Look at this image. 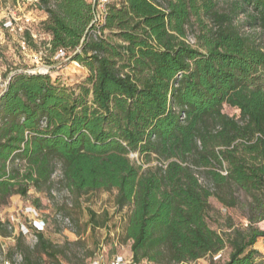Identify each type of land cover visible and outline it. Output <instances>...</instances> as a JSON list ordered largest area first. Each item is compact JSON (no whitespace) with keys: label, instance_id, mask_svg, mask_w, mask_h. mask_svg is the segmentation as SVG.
Listing matches in <instances>:
<instances>
[{"label":"trees","instance_id":"trees-1","mask_svg":"<svg viewBox=\"0 0 264 264\" xmlns=\"http://www.w3.org/2000/svg\"><path fill=\"white\" fill-rule=\"evenodd\" d=\"M37 6L50 55L65 50L87 75L77 91L49 75L9 77L0 91V207L30 189L50 191L59 165L76 202L115 192L132 264H191L226 245L224 264H264L253 249L264 240L254 227L264 219V0H108L96 22L87 0ZM239 191L251 199L248 226L219 234L209 200L234 208ZM87 214L91 229L107 226V212ZM21 238L23 264H42ZM37 238L48 264L66 259Z\"/></svg>","mask_w":264,"mask_h":264},{"label":"rangeland","instance_id":"rangeland-1","mask_svg":"<svg viewBox=\"0 0 264 264\" xmlns=\"http://www.w3.org/2000/svg\"><path fill=\"white\" fill-rule=\"evenodd\" d=\"M93 2L94 0H87ZM11 1H0V79H5L15 72L29 70L33 68V62L28 55L21 54L19 50V36L11 35L2 29V22L5 16L7 5ZM26 9L31 12L34 23L31 30L34 34L40 35V42L46 39L42 31L43 12L38 6H32L28 3ZM244 21V17H239L238 23ZM245 34L257 33L247 27L243 28ZM188 42L194 44L192 35L188 36ZM38 43V41H37ZM48 63V62H47ZM51 64V63H48ZM52 65V64H51ZM52 81H56L77 91L87 75L86 69L76 62H71L61 68L52 67L49 71ZM264 83V79H263ZM224 113L229 116H236V111L224 107ZM129 159L136 165H142V160L136 154H130ZM152 161L149 166L155 165ZM146 167V165H144ZM115 192H96L83 196L79 201L64 187L61 182V169L56 165L55 172L52 176V186L50 191H36L30 189L27 197L21 198L14 195L9 198L5 206L0 207V222L2 224H33L34 220H43L46 228L43 232L44 238L56 248H64L65 258L58 257L60 264H92L94 261H100V264H110L114 256L129 261L131 258L130 243H123L120 234L123 230L126 218V212L117 213L114 207ZM238 205L234 208L223 207L215 198L209 200L211 209L208 213V224L211 229L219 234L230 232V228L246 229L248 226V216L251 214V199L243 192L236 193ZM88 211L94 212L101 216L103 212L108 213V223L105 228L91 229L88 226ZM61 212L69 217L72 224V230L65 228L58 220L56 215ZM255 228L264 230V219L254 225ZM0 235V240L5 246V255L11 253V256L18 252L25 255V249H16L17 237L14 240L7 241L9 232ZM24 248L32 252L34 259H40L42 264H48L49 259L36 250V245L26 238L22 237ZM69 244V245H68ZM76 244V245H75ZM257 250L264 262V240H259L253 247ZM231 253V248L226 245L225 248L215 256H206L191 264H224ZM51 264H56L52 261ZM147 264V263H141Z\"/></svg>","mask_w":264,"mask_h":264},{"label":"built area","instance_id":"built-area-1","mask_svg":"<svg viewBox=\"0 0 264 264\" xmlns=\"http://www.w3.org/2000/svg\"><path fill=\"white\" fill-rule=\"evenodd\" d=\"M11 2V5L6 6L2 29L11 35L19 36V50L21 54L28 55L33 62V68L20 72L29 75H48L52 67L59 66L63 68L71 63L70 55L63 49H58L50 55V38L48 35L43 33L46 39L43 38L45 42H40V35L32 32L31 26L35 21L31 12L28 11L26 7L28 3L32 6L38 5L39 0H14ZM107 2L108 0H94L92 2L97 8V15L94 22L98 21L99 15L104 12L103 6ZM98 36H101L100 31H96L93 34V38L95 39ZM11 75L12 74H10V76ZM10 76H8L5 81H1L0 79V91L5 90ZM181 119H183V117ZM55 217L65 228L72 230V224L69 217L61 212ZM46 225L47 224H45L43 220H34L33 224H5L6 229L10 234L5 240L11 241L14 240L16 236H22L28 238L33 245H36L38 242L37 234L43 233ZM0 264H23V256L20 253L15 252L8 258L5 255V246L0 240ZM92 264H100V261H94ZM110 264H132V261L131 258L129 261H124L122 258L114 256Z\"/></svg>","mask_w":264,"mask_h":264},{"label":"crops","instance_id":"crops-1","mask_svg":"<svg viewBox=\"0 0 264 264\" xmlns=\"http://www.w3.org/2000/svg\"><path fill=\"white\" fill-rule=\"evenodd\" d=\"M45 19H46V15L43 14V16H42V20L44 21Z\"/></svg>","mask_w":264,"mask_h":264}]
</instances>
